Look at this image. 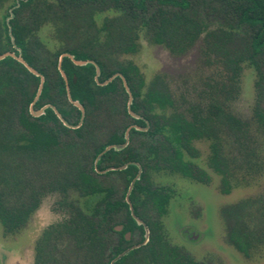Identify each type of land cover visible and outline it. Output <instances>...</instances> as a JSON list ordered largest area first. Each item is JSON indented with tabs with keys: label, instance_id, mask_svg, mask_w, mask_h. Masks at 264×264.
Listing matches in <instances>:
<instances>
[{
	"label": "trees",
	"instance_id": "1",
	"mask_svg": "<svg viewBox=\"0 0 264 264\" xmlns=\"http://www.w3.org/2000/svg\"><path fill=\"white\" fill-rule=\"evenodd\" d=\"M44 27L52 29L53 49L40 36ZM142 34L175 56L200 41L203 53L229 72L224 99L176 102L160 75L147 84L139 68L123 60L138 52ZM6 52L22 58L39 76L12 57L0 60L3 233H19L42 198L58 193L66 216L42 231L34 264H110L132 246L123 233L134 229L140 230L139 241L148 230V242L113 264H206L163 241L159 220L148 213L165 215L170 195L155 191L170 189L155 186L151 176L176 173L208 183L205 172L190 161L197 154L194 142L206 140L209 166L221 176L223 193H229L232 174L220 157L219 135L241 142L248 133L229 99L239 88L244 66L254 72L253 121L264 132V0H0V55ZM62 54L87 62L78 66L68 57L60 62L70 99L83 107V117L67 97L58 68ZM115 74L126 81L137 119L128 113L120 77L101 85ZM41 77L32 110L46 108L34 117L30 106ZM129 127L126 146L104 152L123 145ZM110 176L121 184V195L106 183ZM90 198H96L94 205ZM130 205L145 227L133 219ZM223 220L227 242L249 257L264 245V193L225 208ZM118 224L124 225L117 233L119 244L113 239Z\"/></svg>",
	"mask_w": 264,
	"mask_h": 264
},
{
	"label": "rangeland",
	"instance_id": "2",
	"mask_svg": "<svg viewBox=\"0 0 264 264\" xmlns=\"http://www.w3.org/2000/svg\"><path fill=\"white\" fill-rule=\"evenodd\" d=\"M40 36L47 47L53 49L52 29L44 27ZM123 60L135 64L147 84L160 75L176 102L185 100L193 103L215 98L222 101L224 90L230 88L229 72L216 57L203 53L200 41L186 54L175 56L162 46L150 43L142 34L138 52L124 56ZM254 80L253 70L244 66L239 88L229 97L232 113L248 124L247 135L241 142L224 133L219 135L220 157L228 163L232 174L228 194L223 193L221 176L209 166L210 142L206 140L194 142L197 154L190 161L205 172L208 183L176 173L159 172L151 176L155 186L168 188L174 194L166 215L162 217L168 239L172 244L183 246L195 261L206 264H264V245L251 250L250 256L245 257L227 242L223 220L225 208L247 198L257 199L264 193V132L253 121ZM105 179L119 195L123 193L121 184L114 181L113 176ZM60 197L58 193L46 194L17 234L5 235L0 226V264H34L36 240L44 229L66 216L58 206ZM95 202L96 198L89 199L90 205ZM189 227L200 233L197 243L191 244L179 236Z\"/></svg>",
	"mask_w": 264,
	"mask_h": 264
},
{
	"label": "water",
	"instance_id": "3",
	"mask_svg": "<svg viewBox=\"0 0 264 264\" xmlns=\"http://www.w3.org/2000/svg\"><path fill=\"white\" fill-rule=\"evenodd\" d=\"M6 57H12V58L16 59L18 62H20L21 64H23L24 67H25L30 73H32V74L35 75V76H39L38 72L35 71L33 68H31L28 64H26V62H25L22 58H20V57H15V55H14L13 53H11V52H6V53L0 55V60L4 59V58H6ZM63 57H68V58H70V59L73 61V63H74L75 65H78V66L85 65L87 62H86V61H77V60H74L73 57H72L71 55H69V54H62V55L60 56V58H59V64H58V68H59L60 74H61V76H62V78H63V80H64V82H65V85H66L67 97H68L69 101L72 102V104L80 110L81 115H82V117H83V115H84V109H83V107H82L81 105H79L77 102H73V101L70 99L69 89H68V85H67V78H66L64 72L60 69V62H61V60H62ZM98 75H99V68L96 67L95 80H97ZM115 77H120V78L122 79L123 86H124V88H125V90H126V92H127V94H128V103H127V110H128V113H129V115H130L132 118H136V119H137L138 116H137L135 113H133V112L131 111V109H130V105H131V102H132V96H131V93H130V91H129V89H128V86H127V84H126V81L124 80V78H123L120 74H115V75H113L111 78H109L107 81H105V82L102 83L101 85H106V84H108V83H109L113 78H115ZM99 84H100V83H99ZM42 85H43V78L41 77V78H40V84H39V87H38V90H37V93H36L35 99H34L33 103H32L31 106H30V113H31L32 116H34V117H38L39 115H41V114L43 113V110L46 108V106H45V107L41 108L39 111H33V110H32V106H33V104L37 101V99H38V97H39V95H40V92H41V90H42ZM51 108L56 112V110H55L53 107H51ZM56 114H57L58 118L63 122V120L61 119L60 115H59L57 112H56ZM64 125H65V124H64ZM66 126H67V125H66ZM68 127H69V126H68ZM135 128L138 129V130H144V129L139 128V127H135ZM130 129H131V127H129V128L126 130V132H125V143H124L123 145H118V146H108L107 148H105L104 152H105V151H108V150L111 149V148H115V149H117V150L124 148V147L126 146V144H127V141H128V132H129ZM98 158H99V156L97 157V160H98ZM124 168H125V166L118 167V168H108V169L102 171L101 173H105V172H107V171H112V170H122V169H124ZM139 174H140V168H139V171H138L137 176H136V177L134 178V180L131 182V184H130L128 190H127L126 197H128V195L130 194V191H131V189H132V186H133L135 180L138 179ZM129 209H130L131 215L133 216L134 220H135L138 224H143L142 221L139 220V219L134 215V213H133V209H132L131 205H130V208H129ZM144 227H145V225H144ZM137 247H138V246H134V247H131V248L125 250L124 252H122L121 254H119V255H118V256H117V257L111 262V264H113L114 261L120 259L122 256H124V255H125L126 253H128L130 250H133V249H135V248H137Z\"/></svg>",
	"mask_w": 264,
	"mask_h": 264
},
{
	"label": "flooded vegetation",
	"instance_id": "4",
	"mask_svg": "<svg viewBox=\"0 0 264 264\" xmlns=\"http://www.w3.org/2000/svg\"><path fill=\"white\" fill-rule=\"evenodd\" d=\"M155 192H157V193H161V194H163V195L169 194V195H170V198H169L168 205H169V203H170L172 197L174 196L172 190L162 189V190H156ZM128 203H129V202H128ZM129 208H130V207H129ZM166 213H167V212H166ZM166 213H165V215H166ZM141 214H142V213H141ZM145 215H146V214H145ZM148 215H149V217H150L151 219H156V218H157V219L159 220V222H160V224H161V228H162L163 241H164L167 245H169L170 247L176 248V249L179 250L180 253H182L184 256H188L189 258L194 259V258L190 255V253L186 251V249H185L183 246H178V245L172 244V243L170 242V240L168 239L167 234H166V232H165V230H164V227H163V224H162V217H164L165 215H163V216H159V215H158L156 212H154V211H153V212L150 211V212L148 213ZM131 216H132V215H131ZM135 216H136V215H135ZM146 216H147V215H146ZM132 217H133V216H132ZM136 217L139 219L138 216H136ZM133 219H134V218H133ZM139 220H141V219H139ZM142 223H143V221H142ZM141 225L144 226V223L141 224ZM114 230H115V233H114L115 237H114L113 239L116 241L115 243L119 244V243H118L117 233H120V232H123V231H124V225H120V224H118V225L114 226ZM123 235H124L125 239H126L128 242H133L132 246H130L129 248L134 247V246H138V247H140V246L145 245V244L148 242L149 231L146 230L145 239H144L143 241H139L140 230H138V229H134L133 233L124 232ZM179 236L181 237V239L183 238V239L186 240L187 242L193 244V243H197V242L199 241L201 235H200V233H198L197 230H195V228H193V227H189L188 230H187L185 233H183V232L181 233V232H180ZM129 248H127V249H129ZM127 249H126V250H127ZM194 260H195V259H194ZM114 262H115V261H114ZM110 264H111V263H110Z\"/></svg>",
	"mask_w": 264,
	"mask_h": 264
}]
</instances>
